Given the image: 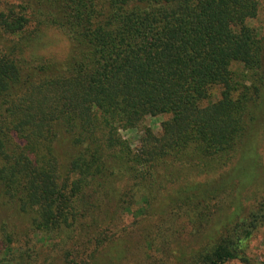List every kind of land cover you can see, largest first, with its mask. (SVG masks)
Masks as SVG:
<instances>
[{
    "label": "trees",
    "instance_id": "1",
    "mask_svg": "<svg viewBox=\"0 0 264 264\" xmlns=\"http://www.w3.org/2000/svg\"><path fill=\"white\" fill-rule=\"evenodd\" d=\"M262 7L259 0H0V202L31 216V232L43 239L62 247L81 241L77 256L91 240L109 241L137 202L169 211L157 226L164 242L181 219L201 231L218 193L155 202L183 170L208 175L253 134L264 139V33L251 26ZM47 28L67 40L66 59H26ZM157 113L170 117L161 135L146 153L131 149L118 130ZM63 137L71 150L59 174ZM117 178L158 193H117ZM263 226L264 197L239 201L196 262L250 264L249 244ZM7 231L0 225L8 256Z\"/></svg>",
    "mask_w": 264,
    "mask_h": 264
},
{
    "label": "rangeland",
    "instance_id": "2",
    "mask_svg": "<svg viewBox=\"0 0 264 264\" xmlns=\"http://www.w3.org/2000/svg\"><path fill=\"white\" fill-rule=\"evenodd\" d=\"M259 1L264 6V0ZM251 26L264 33V7L262 15ZM41 34L40 44L27 52L25 58L43 57L64 61L69 50L67 40L51 28L43 29ZM169 119L165 114H145L135 126H123L118 132L131 149L146 153L151 140L161 135L162 123ZM70 150L66 137L56 144L55 154L60 160L59 174L64 171V159L68 158ZM183 171L176 181L160 192L163 194L155 203L169 200L174 193H218L214 199L207 201L205 213L209 217L201 231L192 230L185 219H181L175 221L176 227L172 233L162 234L167 239L164 242L157 233V226H160L169 211L151 212L141 202H137L130 211L122 212L119 218L121 224L118 223V228L113 230L109 241L97 247L98 244L91 240V246L86 247L85 254L77 256L75 250L82 248L81 241L71 240L62 247L57 241L43 239L39 233L31 232V216L18 213L15 208L0 202V225L5 223L7 233L13 234L9 247L14 249L7 256L8 250L0 242V264H198L195 253L213 241L231 222L238 202L244 206L252 198L264 197V139L253 134L243 152L237 154L230 164L208 175H188L185 174L188 170ZM112 186L117 193H128V188L132 191L129 193H158L156 190L148 191L145 184L126 183L125 186V181L120 178L114 179ZM220 201L224 202L222 207L218 206ZM18 234L25 236L15 243ZM247 257L250 264H264V226L250 242ZM228 264L241 263L236 261Z\"/></svg>",
    "mask_w": 264,
    "mask_h": 264
}]
</instances>
